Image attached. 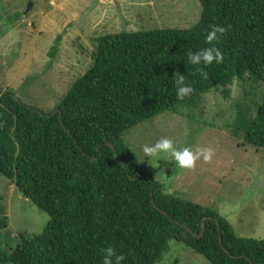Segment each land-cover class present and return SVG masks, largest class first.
<instances>
[{
	"label": "trees",
	"instance_id": "trees-1",
	"mask_svg": "<svg viewBox=\"0 0 264 264\" xmlns=\"http://www.w3.org/2000/svg\"><path fill=\"white\" fill-rule=\"evenodd\" d=\"M199 1L202 13L191 27L95 38L91 67L59 101L64 125L60 112L47 114L0 87V176L51 217L40 234L19 233L15 248L0 245V264H103L109 247L123 264H157L172 239L210 264H264V239L239 236L215 209L169 192L123 137L247 73L264 82V0ZM213 26L226 31L209 44ZM62 39L57 35L52 59ZM210 47L222 53L221 63L189 62V54ZM181 74L193 88L183 99ZM245 143L264 147V97ZM7 227L0 209V230Z\"/></svg>",
	"mask_w": 264,
	"mask_h": 264
},
{
	"label": "rangeland",
	"instance_id": "rangeland-1",
	"mask_svg": "<svg viewBox=\"0 0 264 264\" xmlns=\"http://www.w3.org/2000/svg\"><path fill=\"white\" fill-rule=\"evenodd\" d=\"M94 1L0 0V87L52 114L72 83L91 67L95 38L123 30L188 28L202 13L199 0H98L89 11ZM59 34L63 39L52 59L49 51ZM224 89L230 90L227 97ZM263 97L264 82L247 73L123 137L144 169L165 182L169 192L215 209L239 236L264 239V147L245 143V129ZM161 138L171 139L180 150L211 148L213 156L208 162L201 157L193 169L180 168L170 154L155 161L145 157L142 146ZM0 209L8 216V227L0 230L4 250L15 248L19 233L40 234L51 220L3 175ZM157 264L210 263L172 239Z\"/></svg>",
	"mask_w": 264,
	"mask_h": 264
},
{
	"label": "clouds",
	"instance_id": "clouds-1",
	"mask_svg": "<svg viewBox=\"0 0 264 264\" xmlns=\"http://www.w3.org/2000/svg\"><path fill=\"white\" fill-rule=\"evenodd\" d=\"M225 31L226 29L223 27L213 26L212 30L206 35V42L211 44L213 41H217L220 38L218 34H223ZM223 59L222 53L215 47L205 48L197 53L189 54L188 56V60L192 65L203 64L208 66L213 64V62L219 64ZM176 85L177 97L179 99H183L193 92V88L191 85L186 84L185 76L182 74L177 77ZM142 151L145 157L152 158L154 161L159 159L162 155L170 154L174 158L176 164L183 169H193L196 162L201 157H203L205 162H208L213 156V149L211 148L197 149L195 152L190 148H183L182 150L177 149L173 141L168 138H161L152 145L145 144L142 146ZM124 260L125 257L116 254L113 248L109 247L105 250L103 264H123Z\"/></svg>",
	"mask_w": 264,
	"mask_h": 264
},
{
	"label": "water",
	"instance_id": "water-1",
	"mask_svg": "<svg viewBox=\"0 0 264 264\" xmlns=\"http://www.w3.org/2000/svg\"><path fill=\"white\" fill-rule=\"evenodd\" d=\"M98 0H95L93 3H92V5L89 7V11L95 6V4H96V2H97ZM33 4H32V2H30L29 3V5H28V7H27V9L25 10V12H27L30 8H31V6H32ZM88 11V12H89ZM87 12V13H88ZM86 13V14H87ZM58 112H60V120H61V123L64 125V122H63V120H62V111L60 110V109H58L57 110ZM56 112H54L53 114H55ZM108 144H110V143H108ZM111 146H113L112 144H111ZM205 232V224H203V229H202V232H201V234L199 235V236H202L203 235V233ZM226 250V249H225Z\"/></svg>",
	"mask_w": 264,
	"mask_h": 264
}]
</instances>
